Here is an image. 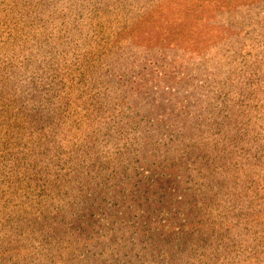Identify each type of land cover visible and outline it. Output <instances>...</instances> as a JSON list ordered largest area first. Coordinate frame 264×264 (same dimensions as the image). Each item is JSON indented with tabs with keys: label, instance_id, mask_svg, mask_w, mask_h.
I'll return each instance as SVG.
<instances>
[{
	"label": "trees",
	"instance_id": "16d2710c",
	"mask_svg": "<svg viewBox=\"0 0 264 264\" xmlns=\"http://www.w3.org/2000/svg\"><path fill=\"white\" fill-rule=\"evenodd\" d=\"M170 1L0 0V264H264V0Z\"/></svg>",
	"mask_w": 264,
	"mask_h": 264
},
{
	"label": "rangeland",
	"instance_id": "374dc122",
	"mask_svg": "<svg viewBox=\"0 0 264 264\" xmlns=\"http://www.w3.org/2000/svg\"><path fill=\"white\" fill-rule=\"evenodd\" d=\"M197 0H171L170 5L167 8H164V11H160L157 14V17L161 18V23L156 24V29L160 31H164L168 26H170V23H180L184 21L186 18L189 20H193L196 23L193 24L194 27H198L202 30L199 31H204V23L203 19L206 14H198V11H200V4H196ZM194 6V10L191 13V8ZM189 8V13H187V9ZM205 15V16H202ZM163 33V32H159ZM198 35L195 34L193 38H191V32L189 31V43L187 45H190L192 41L197 38ZM159 38V37H158ZM157 38H152L153 41H156Z\"/></svg>",
	"mask_w": 264,
	"mask_h": 264
}]
</instances>
